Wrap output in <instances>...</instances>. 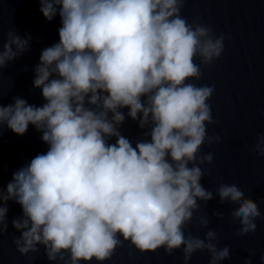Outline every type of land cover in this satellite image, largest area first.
<instances>
[{"label":"clouds","instance_id":"1","mask_svg":"<svg viewBox=\"0 0 264 264\" xmlns=\"http://www.w3.org/2000/svg\"><path fill=\"white\" fill-rule=\"evenodd\" d=\"M39 2L46 20L59 15L61 23L58 42L41 51L34 67L43 103L13 97L0 105V126L20 136L34 127L47 151L0 190V232L7 231L13 200L22 210L12 220L21 231L16 249L28 254L43 245L49 261L103 262L122 240L141 252L182 249L184 264L203 248L213 262L230 254L231 240L221 243L219 228L200 214L199 202L213 198L201 183L213 154H201V146L220 139L207 133L214 86L191 82L201 78V65L220 57L224 34L188 23L185 0ZM29 39L7 32L0 69L28 50ZM123 109L150 129L148 139L133 145L121 133ZM250 147L264 156V132ZM215 191L239 201L232 207L236 231L254 233L264 213L245 187L223 179ZM194 219L206 230L186 234ZM259 259L264 264V253Z\"/></svg>","mask_w":264,"mask_h":264},{"label":"water","instance_id":"2","mask_svg":"<svg viewBox=\"0 0 264 264\" xmlns=\"http://www.w3.org/2000/svg\"><path fill=\"white\" fill-rule=\"evenodd\" d=\"M181 15L188 23H202L214 35L225 36L220 57L211 65H201V78L191 82L214 86V94L208 101L214 123L207 125V133L220 137L213 144L205 141L201 146V154H213L211 165L202 166L207 170L201 180L205 188L213 190V198L199 202L200 214L209 217V226L219 228L221 243L232 242V252L221 259L213 262L211 250L203 248L193 254L189 264H244L248 256L252 257V264H262L259 258L264 253V218H257L254 233L240 235L236 231L239 218L232 214V207L239 201L222 200L215 189L221 180L235 179L264 213V156L250 147L257 133L264 132V0H185ZM60 26L59 15L50 22L43 17L39 0H0V50L9 30L21 38L30 36L28 50L0 69V105L13 103V97L17 96L30 104L43 103L40 89L33 86L34 67L39 63L41 51L58 42ZM122 111L125 121L119 126L121 133L133 145L148 139L144 133L150 129H140L138 122L127 116V109ZM40 137L41 133L32 126L23 136L0 126V190L6 188L13 172L47 151ZM7 207L8 228L0 232V264H65L59 259L49 261L43 245H38L37 252L19 253L14 240L21 231L13 227L12 220L21 217L22 210L13 200L7 202ZM217 209H223L224 214ZM205 230L194 219L185 232L195 234ZM81 264H184V261L182 249L171 255L163 248L141 252L130 241L122 240L109 260L93 259Z\"/></svg>","mask_w":264,"mask_h":264}]
</instances>
